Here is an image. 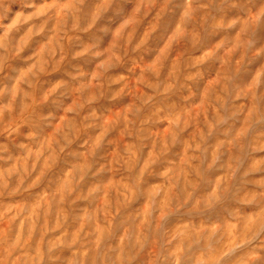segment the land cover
Returning a JSON list of instances; mask_svg holds the SVG:
<instances>
[{
  "label": "rangeland",
  "instance_id": "rangeland-1",
  "mask_svg": "<svg viewBox=\"0 0 264 264\" xmlns=\"http://www.w3.org/2000/svg\"><path fill=\"white\" fill-rule=\"evenodd\" d=\"M0 264H264V0H0Z\"/></svg>",
  "mask_w": 264,
  "mask_h": 264
}]
</instances>
